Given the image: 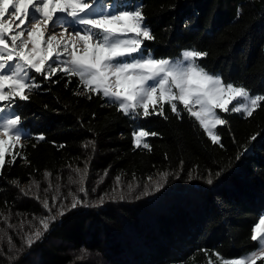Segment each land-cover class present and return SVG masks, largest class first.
I'll use <instances>...</instances> for the list:
<instances>
[{
	"label": "trees",
	"instance_id": "1",
	"mask_svg": "<svg viewBox=\"0 0 264 264\" xmlns=\"http://www.w3.org/2000/svg\"><path fill=\"white\" fill-rule=\"evenodd\" d=\"M105 3L142 6L155 37L144 42L145 54L175 59L186 49L207 52L199 63L209 73L264 94V0ZM52 79L58 82L38 77L41 88L11 110L22 117V148L0 170V264H216L213 253L232 259L256 250L249 237L264 215V102L248 118L217 110L227 123L215 128L221 140L214 145L187 112L177 118L165 104L168 119L133 120L102 94L76 95V77ZM138 127L159 134L146 138L150 151L134 147ZM86 166L87 195L78 191L75 171ZM161 172L170 175L155 191L148 177L158 180ZM145 185L150 195H143ZM70 192L82 200L76 208ZM61 205L65 214L58 216ZM50 215L56 219L44 232L40 220ZM37 229L43 235L29 247L26 238Z\"/></svg>",
	"mask_w": 264,
	"mask_h": 264
},
{
	"label": "snow or ice",
	"instance_id": "2",
	"mask_svg": "<svg viewBox=\"0 0 264 264\" xmlns=\"http://www.w3.org/2000/svg\"><path fill=\"white\" fill-rule=\"evenodd\" d=\"M239 15L238 10L237 17ZM144 21L142 6L118 10L115 4H107L105 0H0V104L4 105L0 113L11 111L17 100L28 101L30 95L41 88L38 77L46 83H54L58 81L52 78L62 74L69 83L72 77L78 79L76 95L91 99L90 94H102L109 106L133 120L151 115L168 119L165 104L177 118L187 112L189 119L194 125L198 123L212 144L219 145L221 137L214 129L226 124L227 120L216 110L241 113L248 118L264 102V94L253 95L245 86L225 83L220 76L209 73L199 63L207 52L186 49L175 60L157 59L151 52L145 54L144 42L155 37ZM21 123L22 117L18 114L5 115L0 120V170L20 156V152L13 150L21 145ZM132 135L135 148L150 151L146 138L159 134L138 127ZM35 139L44 140L45 137L39 135ZM89 143L94 149V142ZM6 156L10 159L6 160ZM21 158L27 163L26 157ZM75 171L80 175L78 191L87 195L83 187L87 166L82 173L80 169ZM44 175L47 177L51 173ZM169 175L161 172L158 180L151 176L148 180L154 190L159 191ZM116 182H120V177ZM212 182L210 177L207 183ZM11 183L19 186L18 181ZM147 188L145 185L143 195L151 194ZM134 190V186L129 185V192ZM69 195L72 196L71 208L82 204L75 194L70 192ZM120 199L124 196L120 195ZM42 203L51 212L49 202ZM64 214L61 205L57 215ZM55 219L56 216L50 215L40 220L44 232ZM42 235L37 229L25 242L31 247ZM249 239L256 242V250L232 259L213 253L216 264L264 262V215L258 217ZM203 251L207 255V250ZM206 264L213 262L209 259Z\"/></svg>",
	"mask_w": 264,
	"mask_h": 264
},
{
	"label": "rangeland",
	"instance_id": "3",
	"mask_svg": "<svg viewBox=\"0 0 264 264\" xmlns=\"http://www.w3.org/2000/svg\"><path fill=\"white\" fill-rule=\"evenodd\" d=\"M181 56V55H180ZM180 56L178 57V58H180ZM178 58H175V59H178ZM175 59H172V60H175ZM233 103H236L235 101L233 102ZM0 107H2V106H0ZM230 107H231V105H230ZM217 110H219V109H217ZM216 110V111H217ZM5 115H11V111H9V110H6V112L5 113H0V120H2L3 118H4V116ZM214 131H215V129H214ZM24 192H30L31 193V188H28L26 191H24ZM241 257H243V256H241ZM240 258V257H239Z\"/></svg>",
	"mask_w": 264,
	"mask_h": 264
}]
</instances>
